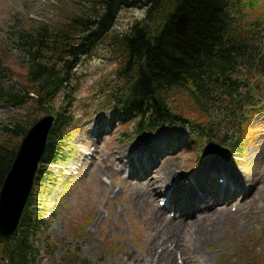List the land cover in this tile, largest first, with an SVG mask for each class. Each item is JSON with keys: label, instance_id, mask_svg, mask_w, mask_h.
I'll return each instance as SVG.
<instances>
[{"label": "rangeland", "instance_id": "1", "mask_svg": "<svg viewBox=\"0 0 264 264\" xmlns=\"http://www.w3.org/2000/svg\"><path fill=\"white\" fill-rule=\"evenodd\" d=\"M74 1L0 0V62L7 69L8 78L21 82L19 88L28 86L19 78L24 75L25 54L15 49L10 40L13 22L20 21L26 27L35 26L38 22L54 26L64 22L66 14L61 9H67ZM248 1L241 0L244 6L238 18L242 21L249 20L264 9V0H259L258 8L248 11L245 6ZM143 15L141 8L122 9L110 33L122 35L134 20ZM262 25L264 27V20ZM252 29L254 32L257 25ZM260 32L257 40L264 55V31ZM110 41L108 38L96 41L80 58L73 68L70 85L58 94L49 110L55 115V110L63 111L66 107L72 123L63 138V144L68 149L67 159L48 167L45 174L47 178H52L53 184L47 187L43 182L32 188L36 200L41 202L43 222L32 242L41 248L35 264H60L67 253L72 252L90 264H121L120 257L126 259L138 255H143L140 259L150 264L151 257L143 253V245L148 240L146 235H149L144 232V227L146 219L151 216L150 206L141 208L134 201V195L141 187L135 184L133 178L143 182L155 173L160 180L159 185L164 184L167 176L174 185L177 176L183 173L186 175L182 187V193H187L185 200L199 206L203 194L199 187L203 180L200 173L212 170L207 174L210 184L211 181L220 184L217 181L219 178L224 181L220 173L213 174L215 168L210 166L209 159H216L237 175L245 176L248 183H253V194L244 209L239 206L241 195L233 196L229 200V214L220 212L222 215L217 229L206 235L200 236L198 227L200 224L208 225L212 220L204 218L201 221V209L195 216L188 217L181 225V244L188 247L195 262H185L181 254H177L175 264H233L245 253L248 258L243 264H264V185L260 192H256L258 174H264V76H251L252 83H261L258 84L261 86L259 96H256L257 89L253 91L252 84L249 88L260 105L248 113V129L240 133L239 147L231 142L221 148L220 139L214 138L212 141L219 144L209 150L210 143L207 144L205 139L187 128L170 125L152 137L139 139L132 134L135 122L132 113L107 97V92L116 84L111 78L121 61L118 49ZM165 96L171 107L195 112L194 104L184 89L173 87ZM28 111H32L28 103L20 107L0 102V142L5 138V125L17 121L27 127V121H36L46 115L48 109L40 108L34 111L33 116L27 114ZM163 134L164 138L167 136L170 148L163 147L160 140ZM147 154L151 155L153 162L146 159ZM82 159L86 161L84 165L71 168ZM146 168L150 169L142 177ZM129 179L133 181L132 186L127 182ZM247 185L244 184L241 190L252 189ZM147 194L150 196L149 190ZM162 199L166 196H156L154 206L168 207L167 203L161 204ZM211 204L215 209L222 207V203L214 204L212 201ZM166 211L169 218L175 217L173 206ZM196 217L201 222L189 227L190 221ZM194 244L200 245L202 254L195 252ZM152 264L164 262L157 258Z\"/></svg>", "mask_w": 264, "mask_h": 264}, {"label": "trees", "instance_id": "2", "mask_svg": "<svg viewBox=\"0 0 264 264\" xmlns=\"http://www.w3.org/2000/svg\"><path fill=\"white\" fill-rule=\"evenodd\" d=\"M259 3L249 0L245 6L249 11ZM243 6L241 0H75L61 9L66 14L64 22L54 26L38 22L26 27L14 21L10 40L27 54L24 75L19 78L28 87L19 88L21 82L8 78L0 62V101L20 107L28 103L32 111L27 114L32 116L40 108L49 112L58 94L70 85L80 58L96 41L108 38L121 61L111 78L116 84L107 96L132 113L133 136L146 138L167 125H178L187 126L207 144L217 145L212 140L219 138L221 148L231 142L239 147L240 133L248 129V113L258 104L253 91L257 89L259 96L261 90V83H252L251 76H264V55L257 40L264 31V9L242 21L238 16ZM125 8H141L144 15L122 35L110 33ZM173 87L185 90L195 112L170 106L165 93ZM67 110L53 112L54 124L35 177L37 185L45 180L42 168L67 159L63 138L72 123ZM28 126L17 121L4 126L0 187ZM40 204L31 193L16 233L0 244V264H35L41 252L32 243L43 224ZM240 258L233 264H243L247 253ZM60 264L90 262L72 252Z\"/></svg>", "mask_w": 264, "mask_h": 264}, {"label": "bare ground", "instance_id": "3", "mask_svg": "<svg viewBox=\"0 0 264 264\" xmlns=\"http://www.w3.org/2000/svg\"><path fill=\"white\" fill-rule=\"evenodd\" d=\"M98 129L101 130L100 125H98ZM165 135L169 136L168 133H165ZM167 136L165 138L164 134L163 136H160V140L162 141L161 143L164 148H170L171 146L168 142L169 140L167 139ZM146 159L152 162L154 161L150 154L146 155ZM209 162L211 163L210 166L215 168L213 170V174H216L217 172L220 173L224 178V182L217 184L214 181H211L210 184V179L207 177V174L212 170H204V172L200 173L203 180L199 187L200 190L203 191V194L201 196L202 202L199 206H196L193 203H187L185 200L187 193H182V187L184 188L183 184L186 179V175L183 173L177 176L174 185H171V180L168 176L164 178V184L159 185L160 180L154 175L155 173H153L149 178H146L143 182H139L140 180L133 178L136 181L135 184L141 187L140 191L134 195V201L141 208H147L150 206L149 213H151V216L146 219L147 223H145L146 225L144 227V232L146 231L149 235H146L148 240L143 245L144 255L151 257L150 264H152L153 260L157 258L164 262V264H175V257L177 254H181L185 262L188 260L195 262L194 255H191V253L188 252V247L182 246L181 244V235L183 233L180 232V230L183 231L181 229V225L187 221L186 219L190 216H195L199 209L202 210V216L200 218L201 221H204V218H207L206 221L212 220L208 225H199L197 233L200 236H203L209 233V231L217 229L222 215L220 212H226L229 214V200L233 196L241 195L242 201L239 206L241 209L246 208V204L253 194V183H248L245 176L237 175L234 170L228 169L222 164H219L216 159H209ZM85 163V159H82L75 165L71 166V168L76 169ZM149 169L150 168H146L143 171L142 177L147 175L146 173ZM263 179L264 174H258L256 179V192L261 191L264 185ZM194 181L196 182V179H194ZM127 182L131 183L132 186L133 181L131 179L127 180ZM244 184H248L247 188L250 187L252 189L248 191L241 190V187H243ZM147 190H149L150 196L147 194ZM161 194L167 198L166 203L168 207L166 208H160L158 206H154L153 204L155 197ZM212 201H214V204L222 203V207L215 209L213 204H211ZM171 206L175 208V217L173 219L169 218L166 214V210ZM200 219L196 217L194 220L190 221L188 226H197V224L201 222ZM157 223H159V225ZM194 248L196 253L202 254L199 244H194ZM142 256L143 255L133 256L132 258L127 257L126 259L120 257L119 262L121 264H147L140 259Z\"/></svg>", "mask_w": 264, "mask_h": 264}, {"label": "water", "instance_id": "4", "mask_svg": "<svg viewBox=\"0 0 264 264\" xmlns=\"http://www.w3.org/2000/svg\"><path fill=\"white\" fill-rule=\"evenodd\" d=\"M53 120L52 115L43 116L26 131L3 180L0 187V243L7 242L18 226Z\"/></svg>", "mask_w": 264, "mask_h": 264}]
</instances>
